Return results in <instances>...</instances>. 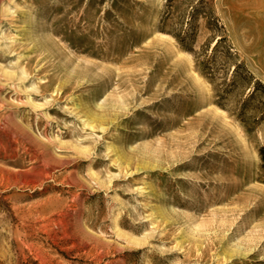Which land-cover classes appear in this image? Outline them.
<instances>
[{
    "label": "rangeland",
    "instance_id": "obj_1",
    "mask_svg": "<svg viewBox=\"0 0 264 264\" xmlns=\"http://www.w3.org/2000/svg\"><path fill=\"white\" fill-rule=\"evenodd\" d=\"M207 1L264 82V0ZM168 4L0 0V264H264V120L218 104Z\"/></svg>",
    "mask_w": 264,
    "mask_h": 264
},
{
    "label": "trees",
    "instance_id": "obj_2",
    "mask_svg": "<svg viewBox=\"0 0 264 264\" xmlns=\"http://www.w3.org/2000/svg\"><path fill=\"white\" fill-rule=\"evenodd\" d=\"M169 0L166 26L181 47L194 55L197 70L214 87L218 104L235 115L249 130L264 120V82L257 79L233 46L221 19L207 0H196L184 16H176ZM204 18L211 38L196 49L199 21ZM261 180L264 182V147L261 148Z\"/></svg>",
    "mask_w": 264,
    "mask_h": 264
},
{
    "label": "bare ground",
    "instance_id": "obj_3",
    "mask_svg": "<svg viewBox=\"0 0 264 264\" xmlns=\"http://www.w3.org/2000/svg\"><path fill=\"white\" fill-rule=\"evenodd\" d=\"M262 5V4H261ZM263 8V7H262ZM253 9V8H252ZM26 30V29H25ZM30 30V29H29ZM12 40V39H11ZM174 57V55L173 56H171V58H173ZM176 58V57H175ZM180 61V60H179ZM179 61L178 62H176L175 61V63L176 64H178L179 63ZM182 69H185V67L183 66L182 67ZM178 74H180V73H178ZM198 76V75H197ZM173 77H175V76H173ZM173 79V78H172ZM2 106V105H1ZM1 110V109H0ZM109 111V110H108ZM76 113V112H75ZM88 114H90V115H94V112L92 111V110H90L89 112H88ZM81 120V119H80ZM85 120V119H84ZM87 120V119H86ZM88 125V124H87ZM103 130H104V128H102ZM23 133V132H22ZM116 150V149H115ZM122 153V152H121ZM46 156V155H45ZM143 193H145V192H143ZM154 193V192H153ZM253 194V196H252V199L251 200H258V205H259V208H257L256 207V205H254L253 207H252V211H255V213L258 215V216H260V215H262L263 217H264V189L263 188H258V189H255L253 192H252ZM250 204V203H249ZM154 207V206H153ZM165 211V210H164ZM262 227H263V229H264V223H263V225H262ZM86 236V235H85ZM84 236V237H85ZM88 237V236H87ZM91 242V241H90ZM92 244V243H91ZM90 245V244H89ZM103 246V245H102ZM91 247H93V246H91ZM99 248V247H98ZM103 249V248H102ZM93 250V249H92Z\"/></svg>",
    "mask_w": 264,
    "mask_h": 264
}]
</instances>
